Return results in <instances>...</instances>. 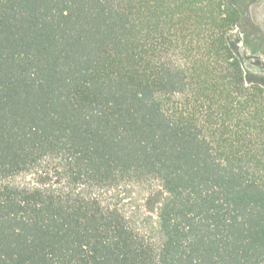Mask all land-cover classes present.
<instances>
[{
	"label": "trees",
	"instance_id": "1",
	"mask_svg": "<svg viewBox=\"0 0 264 264\" xmlns=\"http://www.w3.org/2000/svg\"><path fill=\"white\" fill-rule=\"evenodd\" d=\"M256 2L0 0V264H264Z\"/></svg>",
	"mask_w": 264,
	"mask_h": 264
},
{
	"label": "rangeland",
	"instance_id": "2",
	"mask_svg": "<svg viewBox=\"0 0 264 264\" xmlns=\"http://www.w3.org/2000/svg\"><path fill=\"white\" fill-rule=\"evenodd\" d=\"M250 13H251V17L252 19L260 24L262 26V28L264 29V0H257V2L252 5L250 7ZM154 31L157 32L158 29H156L155 27L152 29ZM239 37V31H235L234 32V37ZM185 38L184 40H188L190 38H195L196 40H198V36H194L193 34H187L186 36H180ZM202 38V37H201ZM242 47V45H240ZM142 189L139 187H133L130 192H129V198H128V202L132 203L133 205H136L139 202V200L142 198Z\"/></svg>",
	"mask_w": 264,
	"mask_h": 264
}]
</instances>
